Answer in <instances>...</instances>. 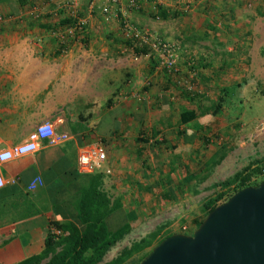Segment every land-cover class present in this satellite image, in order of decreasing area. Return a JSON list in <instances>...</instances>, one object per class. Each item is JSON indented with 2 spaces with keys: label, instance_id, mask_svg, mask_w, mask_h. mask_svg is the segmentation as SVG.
I'll return each instance as SVG.
<instances>
[{
  "label": "crops",
  "instance_id": "1",
  "mask_svg": "<svg viewBox=\"0 0 264 264\" xmlns=\"http://www.w3.org/2000/svg\"><path fill=\"white\" fill-rule=\"evenodd\" d=\"M51 1L49 7L0 3V152L24 143L43 121L69 135L0 163V264L40 253L54 230L51 221L77 224V207L94 190L111 208L104 218L109 231L117 217L130 224L129 233L103 256L107 263L157 227L130 238L145 216L175 196L180 180L190 181L187 175L197 170L194 136L176 137V152L159 161L142 127L181 129L193 121L178 125L181 111L208 107L231 90L264 82V0H139L138 10L120 4L109 14L90 12L88 0H76L84 35L63 45L57 35L66 26V12L57 5L67 0ZM125 20L177 45L175 75L156 69L149 46L146 54L133 51ZM190 84L197 86L188 90ZM203 95L210 100L204 106ZM98 147L105 161L80 171L79 152ZM182 170L188 174L179 180ZM36 176L43 185L28 190Z\"/></svg>",
  "mask_w": 264,
  "mask_h": 264
},
{
  "label": "rangeland",
  "instance_id": "2",
  "mask_svg": "<svg viewBox=\"0 0 264 264\" xmlns=\"http://www.w3.org/2000/svg\"><path fill=\"white\" fill-rule=\"evenodd\" d=\"M52 2L54 1L29 0L27 6L48 5L49 7ZM60 4L59 2L58 5ZM245 85L237 91L234 89L227 92L222 110L209 119L204 116L199 117L181 129L178 127L177 129L174 125L142 127V138L150 140L148 149L159 161L172 156L171 153L175 149L172 141L176 137L194 136V142L191 144L195 143L197 146L195 171L207 174V178L200 183L193 180L181 181V175L184 174L182 170L178 178L179 190L173 191L175 196L166 200L168 204L158 209L154 208L152 213L145 216V222L141 223V227L134 231V235L130 238L141 236L155 226H162L161 237L167 233H192L198 227L193 220L206 217L205 202L216 198L220 193L226 195L233 190V183L214 188L212 184L229 180L250 162L264 158V82ZM190 86L192 89L195 85L190 84ZM200 99L203 106L210 102L207 95H203ZM199 108L196 109L197 112ZM222 151L226 152V157L207 172V165ZM168 176H173L176 180V173L175 175L170 173ZM151 177L153 176L149 175V178ZM259 180L260 177H257L256 181ZM158 187L156 188L159 189ZM156 197L153 199L158 205ZM148 209L151 210L149 207ZM144 211L147 212L146 207ZM122 225H124L123 217H117L112 221V231ZM157 241L158 239L154 245Z\"/></svg>",
  "mask_w": 264,
  "mask_h": 264
},
{
  "label": "trees",
  "instance_id": "3",
  "mask_svg": "<svg viewBox=\"0 0 264 264\" xmlns=\"http://www.w3.org/2000/svg\"><path fill=\"white\" fill-rule=\"evenodd\" d=\"M9 0H0V3ZM20 6H24L29 0H16ZM66 25L71 23V19L65 16ZM136 54H146L149 52L148 48L133 47ZM157 64V62H156ZM156 67V66H155ZM226 93L219 96L207 108H199L198 112L195 110H183L179 114L178 124H186L199 115L205 116L209 119L219 113L225 102ZM156 132H154L155 134ZM226 152H219L217 158H213L207 165L208 169L219 164L225 157ZM184 174H188L184 170ZM190 180L200 183L207 178V174H201V171H195L187 175ZM260 177L259 181L256 178ZM264 181V158L254 160L247 166L236 172L232 178L222 182L212 184V187L228 186L233 183V190L226 195L219 194L216 198L205 202L204 208L206 215L221 203L227 201L237 191L248 187L258 186ZM108 208V200L102 192L94 190L92 193H86L82 197L77 207V224L73 222L59 223L51 221L50 225L60 231L55 234L53 230L49 231L44 238V247L38 254L25 258L16 264H126L128 260L134 255L132 262L128 264H139L152 250L154 246L159 244L162 240L172 235L167 233L158 239L157 243L153 245L161 233L162 226H157L149 233L134 241L128 248L120 251L118 255L112 258L111 261L103 263L102 259L105 253L120 241L130 231V224L125 223L114 231H109L106 227L104 218L110 211ZM116 209V205L112 202V212ZM204 220L194 219L195 226ZM193 233V232H192ZM192 233H184L191 235ZM146 248H149L146 250Z\"/></svg>",
  "mask_w": 264,
  "mask_h": 264
},
{
  "label": "water",
  "instance_id": "4",
  "mask_svg": "<svg viewBox=\"0 0 264 264\" xmlns=\"http://www.w3.org/2000/svg\"><path fill=\"white\" fill-rule=\"evenodd\" d=\"M139 264H264V181L215 207L191 235L165 238Z\"/></svg>",
  "mask_w": 264,
  "mask_h": 264
},
{
  "label": "built area",
  "instance_id": "5",
  "mask_svg": "<svg viewBox=\"0 0 264 264\" xmlns=\"http://www.w3.org/2000/svg\"><path fill=\"white\" fill-rule=\"evenodd\" d=\"M120 4H126L134 10H138L141 7L139 0H88V9L90 12L97 10L100 14H109L112 6ZM57 8H63L66 16L71 19V23L66 25L64 30L57 35L59 44L63 45L68 38L75 40L83 38L85 21L78 15L77 1L67 0L63 4L57 5ZM33 13L37 17L40 12L36 10ZM158 18L156 16V19ZM123 28L124 32L132 39L133 47L149 46L156 58V69L165 70L169 75H175L178 57V47L176 44L158 38H152L146 30L132 25L127 20L123 21ZM187 89L191 90V86ZM68 138L69 135L66 133H56L50 121H43L34 128L24 143L1 151L0 163L36 151L41 142L55 145L64 142ZM105 158L106 154L103 148L82 149L77 157L78 169L82 172H91L94 168L100 167L105 161ZM42 185V178L36 176L29 182L27 189L33 191ZM2 186L3 179L0 177V187ZM53 232L55 234L60 233L57 229H54Z\"/></svg>",
  "mask_w": 264,
  "mask_h": 264
}]
</instances>
